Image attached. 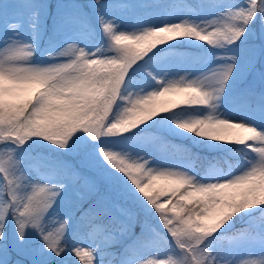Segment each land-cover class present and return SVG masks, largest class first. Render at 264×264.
Returning <instances> with one entry per match:
<instances>
[{"label": "snow or ice", "instance_id": "obj_1", "mask_svg": "<svg viewBox=\"0 0 264 264\" xmlns=\"http://www.w3.org/2000/svg\"><path fill=\"white\" fill-rule=\"evenodd\" d=\"M0 264H264V0H0Z\"/></svg>", "mask_w": 264, "mask_h": 264}, {"label": "trees", "instance_id": "obj_2", "mask_svg": "<svg viewBox=\"0 0 264 264\" xmlns=\"http://www.w3.org/2000/svg\"><path fill=\"white\" fill-rule=\"evenodd\" d=\"M186 2L188 3H192L190 2L189 0H186ZM176 143H181V141H175ZM190 151L193 153L194 157H207L209 160L210 159H213L215 157L216 160H221L219 157L216 156V154L214 152H210L209 150H202V149H199L197 147H194V146H190L188 145ZM198 161L201 162L200 159H197ZM222 163L223 162H226V159L225 160H221ZM231 161H227V163H230Z\"/></svg>", "mask_w": 264, "mask_h": 264}, {"label": "rangeland", "instance_id": "obj_3", "mask_svg": "<svg viewBox=\"0 0 264 264\" xmlns=\"http://www.w3.org/2000/svg\"><path fill=\"white\" fill-rule=\"evenodd\" d=\"M179 158V157H178ZM189 164H190V166L193 168V169H196L197 170V164L195 163V160L194 159H192L191 161H189L188 162ZM218 168L220 169V171L221 172H223V173H226V172H228L229 171V168L227 169V170H222L219 166H218ZM203 173V172H202ZM162 200H163V198H162Z\"/></svg>", "mask_w": 264, "mask_h": 264}]
</instances>
